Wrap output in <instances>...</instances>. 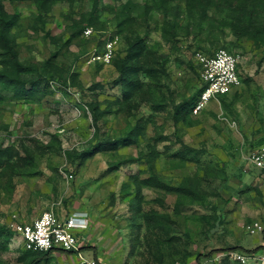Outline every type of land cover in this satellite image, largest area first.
Listing matches in <instances>:
<instances>
[{
  "label": "rangeland",
  "instance_id": "obj_1",
  "mask_svg": "<svg viewBox=\"0 0 264 264\" xmlns=\"http://www.w3.org/2000/svg\"><path fill=\"white\" fill-rule=\"evenodd\" d=\"M3 1L8 12L21 15V60H52L70 85L48 77L35 101L0 89V147L14 148L26 159L19 171L0 173V226L13 231V224L30 223L51 209L60 218L88 213L82 251L102 264H220L228 256L217 257L221 251L215 250L262 247L264 231L250 234L248 226L264 225V170L249 161L264 146V43L244 40L235 47L242 55V85L225 97L233 102L229 110L213 99L176 122L174 106L195 103L202 85L197 53L211 55L237 43L228 28L197 36L182 29L176 35L162 14L146 18L136 11L119 26L121 4L144 0H98L103 10L91 25L86 19L97 0ZM39 15L49 35L29 29ZM87 28L93 29L88 36ZM135 36L146 44L141 61L154 71L140 72V87L126 97L118 63ZM110 37H118L112 62L90 63L88 56L103 51ZM155 100L163 107L155 109ZM95 105L101 112L98 126ZM138 124L144 127L137 144L96 153L81 164L66 154L125 137ZM186 146L197 151L192 159L177 153ZM137 177L143 200L135 197ZM146 178L185 184L198 194L143 184ZM155 211L169 218H147ZM22 244L13 231L0 250V264H25ZM71 254L58 249L41 264H64Z\"/></svg>",
  "mask_w": 264,
  "mask_h": 264
},
{
  "label": "trees",
  "instance_id": "obj_2",
  "mask_svg": "<svg viewBox=\"0 0 264 264\" xmlns=\"http://www.w3.org/2000/svg\"><path fill=\"white\" fill-rule=\"evenodd\" d=\"M102 10L103 8L99 5L97 0L93 11L86 19L88 25L100 19ZM119 10H116V12H118L119 26H123L125 22L132 17V13L136 11L139 16L146 18L152 15L153 12L162 14L167 23L176 31V35H179V30L182 29H184L188 35L194 33L197 36L201 34L212 35L215 31L224 32L225 29L228 28L231 35L237 40V43L227 44L223 47L231 53H239V51L234 50L240 46L238 44L239 41L248 40L261 44L264 43V0H144L140 3L128 1L125 4H121V9ZM20 21L21 15L19 13L8 12L5 9L4 1L0 0V89L2 91L13 89L18 97H24L28 101H35L34 95L45 90L46 83L44 84V82L48 77L51 79H61L66 86H69L70 84H67L69 77L62 73L58 64L56 65L52 60L49 59L44 62L28 63L21 60L19 42V36L21 35ZM79 24L80 22L74 21L73 25L79 28ZM15 29L18 33L15 32ZM29 29L36 33L44 31L46 35L50 34V32L46 30V21L42 15L36 16L33 19ZM70 41L69 39L67 43ZM127 43L128 53L125 58L119 61L118 70L121 75L120 83L123 87V92L126 97H130L133 91L138 89L141 85L140 78L138 77L139 73L151 74L154 68L146 66L144 62L141 61V56L146 48L142 36H135L132 39H128ZM69 71L70 69L67 73H69ZM74 83L72 82V84ZM240 87L219 97L227 110L233 106V102L227 101L225 97H228ZM204 89L205 85L202 84L197 93L198 98L195 103L191 104L188 100H185L174 106V118L176 122L180 121L184 113L188 115L192 110L194 111V107ZM160 102V100H155L153 102V107L155 109L162 108L164 104L161 103L164 102ZM92 114L94 122L97 125L99 122V115L101 114L98 105L92 106ZM143 127V124H138L132 128L125 137L115 140L107 139L105 142H96L85 148L82 152L77 149L66 150V154L73 164L75 162L81 164L84 160L96 153L117 149L121 146L126 147L137 144L139 134L142 133ZM137 129L139 130L137 131ZM195 152L197 151L194 148L186 146L185 150L177 153H181V157H184V159H192ZM27 153L28 156H31L29 152ZM21 158L22 157L19 156V153L14 148L5 149L0 147V173L3 175L7 170L15 173L19 171L22 166L25 167L26 159L23 158L24 160L22 161ZM134 181L137 184L135 197L143 200L141 182L138 177L135 178ZM143 184H155L158 187L172 192L177 191L198 194L196 190L191 189L185 184L170 186L163 182H155L152 178L144 179ZM183 186H187L186 190ZM141 212V208L136 210V214L133 218L136 220L139 219V217L142 216ZM147 218H169V216L155 211L149 213ZM12 235L13 231L10 228L5 225L0 226V250L6 249V245L10 241ZM263 247L264 246L257 247L254 250L235 247L230 250L256 253L261 252L260 250L264 249ZM22 249L24 253L21 260L24 261L25 264H41L44 261L48 262L52 257V253L58 249L66 253H74L73 251L64 250L62 248L49 251ZM82 250L83 248L80 249V251ZM219 251H221V253L224 252L222 249L215 250V252ZM212 253H214V251L207 254L206 257H212ZM233 263L236 262H233L228 257L223 258L220 262V264ZM236 264L240 263L237 262Z\"/></svg>",
  "mask_w": 264,
  "mask_h": 264
},
{
  "label": "built area",
  "instance_id": "obj_3",
  "mask_svg": "<svg viewBox=\"0 0 264 264\" xmlns=\"http://www.w3.org/2000/svg\"><path fill=\"white\" fill-rule=\"evenodd\" d=\"M92 28H87L85 34L92 33ZM118 44V37H110L106 40L103 51H94L88 56L90 63L100 61L110 64L113 60ZM198 64L202 84L205 89L201 93L195 107L194 113L198 114L213 99L219 100L221 95L231 92L242 84L239 73V66L242 62L240 53H231L225 48L218 49L212 55L197 53ZM249 161L253 166L264 169V146L253 152ZM90 226L88 213H73L66 218L58 217L57 213L51 209L44 211L30 223L13 224L12 229L22 240V248L35 251H49L62 248L73 251L76 255L73 261H66L64 264H102L96 258H88L80 251L84 238L81 235ZM250 234L264 231V225L255 222L248 226ZM15 239V238H14ZM235 262L240 264H264V251L256 253H245L239 250H229L222 252ZM221 256V255H220ZM216 258V257H215Z\"/></svg>",
  "mask_w": 264,
  "mask_h": 264
},
{
  "label": "crops",
  "instance_id": "obj_4",
  "mask_svg": "<svg viewBox=\"0 0 264 264\" xmlns=\"http://www.w3.org/2000/svg\"><path fill=\"white\" fill-rule=\"evenodd\" d=\"M31 222H32V221H31ZM89 228H90V226H89ZM89 228L86 229V230H84V232H83L82 234H86L85 232L88 231ZM82 236H83V235H82ZM83 238H84V243L81 245L80 249H81L82 247H84V245H85V240L88 238V236L85 235V236H83ZM262 246H264V244H263ZM259 247H260V246H259ZM263 248H264V247H263ZM81 253L84 255L83 251H81ZM76 255H77V254H76ZM76 255H75V254H71V255L69 256V261H73V258H75ZM66 261H68V259L65 260V262H66Z\"/></svg>",
  "mask_w": 264,
  "mask_h": 264
}]
</instances>
